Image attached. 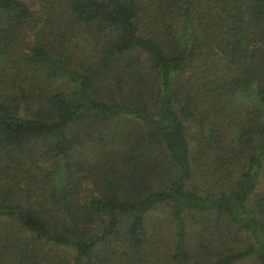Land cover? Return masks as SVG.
I'll return each mask as SVG.
<instances>
[{
    "label": "trees",
    "instance_id": "trees-1",
    "mask_svg": "<svg viewBox=\"0 0 264 264\" xmlns=\"http://www.w3.org/2000/svg\"><path fill=\"white\" fill-rule=\"evenodd\" d=\"M36 1L0 0V264H264V0Z\"/></svg>",
    "mask_w": 264,
    "mask_h": 264
},
{
    "label": "rangeland",
    "instance_id": "rangeland-1",
    "mask_svg": "<svg viewBox=\"0 0 264 264\" xmlns=\"http://www.w3.org/2000/svg\"><path fill=\"white\" fill-rule=\"evenodd\" d=\"M27 3H29L30 5L33 3L35 5V9H37V1L36 0H25ZM37 7V8H36ZM77 41L79 42V44L83 45V46H86L87 44H89V40L87 38H81V36L77 39ZM127 128L126 127H119V131L121 132H126ZM192 130V129H191ZM94 150H95V147H94ZM92 162H93V165H92V169L90 171H92L90 174H94L95 173H99L100 170L97 169V167L94 169V166H96L98 164V158H96L95 156V152H94V155L93 157L90 156ZM98 166V165H97ZM257 191H262L264 190V164H263V170H262V173L260 175V178H259V181H258V184H257V188H256ZM166 212V211H165ZM153 216L156 218V219H165V213L160 211V210H156L153 212ZM196 217L192 220H195ZM154 220V219H153ZM188 221H191V220H188ZM188 223V229H193L195 227V222L194 221H191V222H187ZM189 231V230H188ZM160 233L162 235L161 237V243L160 245L162 246L163 243H165V238L166 236H168V234L170 233V231H168V223L166 220L163 221L162 225H161V228H160ZM151 260V258H150ZM243 264H254L252 262H244Z\"/></svg>",
    "mask_w": 264,
    "mask_h": 264
}]
</instances>
